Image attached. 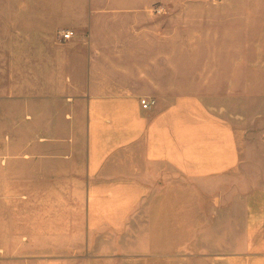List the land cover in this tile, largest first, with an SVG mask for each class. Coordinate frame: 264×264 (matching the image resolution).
I'll use <instances>...</instances> for the list:
<instances>
[{
    "label": "crops",
    "instance_id": "0c3cea01",
    "mask_svg": "<svg viewBox=\"0 0 264 264\" xmlns=\"http://www.w3.org/2000/svg\"><path fill=\"white\" fill-rule=\"evenodd\" d=\"M8 2L0 31L16 15L37 50L17 87L0 38L3 189L59 207L83 264H110L130 240L132 264H264V128L242 146L236 121L187 89L205 57L174 39L188 26H174V0Z\"/></svg>",
    "mask_w": 264,
    "mask_h": 264
},
{
    "label": "rangeland",
    "instance_id": "374dc122",
    "mask_svg": "<svg viewBox=\"0 0 264 264\" xmlns=\"http://www.w3.org/2000/svg\"><path fill=\"white\" fill-rule=\"evenodd\" d=\"M19 3L12 0L7 6L15 10ZM5 5V0H0V7ZM12 22V31H0V38L12 39L8 50L13 52L14 82L20 87L22 73L25 75L26 69L31 73L36 66L37 46H27L24 40H35L36 36L16 29V15H12ZM173 22L174 26L188 25L174 29V39L196 44L190 54L205 57L204 62L196 63L203 68V78L191 79L187 89L201 91L222 114L236 121L238 129L245 131L244 136L240 134L242 146H255L264 128V0H174ZM34 80L28 77V81ZM199 84L208 86L207 90ZM253 150L264 151L260 147ZM0 187V264H83L91 257L85 249L77 252L68 247V237L61 238L68 233L62 232L59 207L38 206L36 201L30 204L23 197L27 192L6 191L3 183ZM132 244V240L127 241L122 253L115 254L109 263L132 264L142 257L137 254L138 246L128 247ZM192 259L186 264H197Z\"/></svg>",
    "mask_w": 264,
    "mask_h": 264
},
{
    "label": "built area",
    "instance_id": "2783aa9c",
    "mask_svg": "<svg viewBox=\"0 0 264 264\" xmlns=\"http://www.w3.org/2000/svg\"><path fill=\"white\" fill-rule=\"evenodd\" d=\"M59 35L62 41H68L75 36V32L73 30H63L59 32ZM153 103V100H148L146 98L141 100V104L144 109H149Z\"/></svg>",
    "mask_w": 264,
    "mask_h": 264
}]
</instances>
